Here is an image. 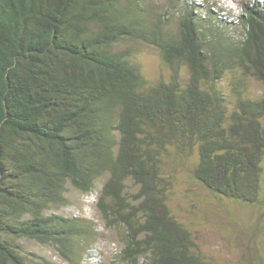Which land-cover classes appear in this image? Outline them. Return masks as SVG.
Instances as JSON below:
<instances>
[{
    "label": "trees",
    "instance_id": "trees-1",
    "mask_svg": "<svg viewBox=\"0 0 264 264\" xmlns=\"http://www.w3.org/2000/svg\"><path fill=\"white\" fill-rule=\"evenodd\" d=\"M192 3L0 0V264H51L22 240L79 263L94 228L51 210L67 184L90 192L104 175L95 205L123 229L121 264H205L167 203L168 147L194 154L208 190L260 200L264 3L242 2L237 25ZM121 43L156 48L169 79L150 84ZM228 73L232 110L219 86ZM249 78L256 97L244 95Z\"/></svg>",
    "mask_w": 264,
    "mask_h": 264
},
{
    "label": "rangeland",
    "instance_id": "rangeland-1",
    "mask_svg": "<svg viewBox=\"0 0 264 264\" xmlns=\"http://www.w3.org/2000/svg\"><path fill=\"white\" fill-rule=\"evenodd\" d=\"M192 1V0H191ZM193 0L192 2H201ZM204 8L212 9V17L225 23L237 25L242 2L248 0H203ZM263 1L264 0H257ZM220 17V18H219ZM132 48L134 59L150 84L158 80L167 81L170 71L162 61L158 50L152 46L135 43H121L118 48ZM187 75L186 68L182 76ZM240 76V73H236ZM232 74H226L219 82L228 98L232 110L235 96L231 92ZM244 95L256 97L262 92L261 84L246 79ZM264 126V119H263ZM194 154L182 157L168 147L162 165V174L169 181L167 203L173 216L191 233L195 249L205 264H264V159L262 194L256 204L243 203L202 186L193 176ZM106 175L95 181L90 192H81L70 184L66 185L65 205L51 211L68 217H80L94 228L89 240L83 245L79 263L65 260L50 244L33 240H22L29 252L47 259L51 264H121L119 251L122 247L123 229L107 224L95 205V199ZM127 191L135 193L137 186L126 181Z\"/></svg>",
    "mask_w": 264,
    "mask_h": 264
},
{
    "label": "bare ground",
    "instance_id": "bare-ground-1",
    "mask_svg": "<svg viewBox=\"0 0 264 264\" xmlns=\"http://www.w3.org/2000/svg\"><path fill=\"white\" fill-rule=\"evenodd\" d=\"M183 1H185V2H187L188 4H191L192 3V1L191 0H183ZM193 4V3H192ZM194 4H195V2H194ZM200 4H203V3H200ZM197 8V7H196ZM197 9H200V10H202V11H204V12H207V9L206 8H204V7H200V8H197ZM209 14V13H208ZM210 15H211V13H210ZM212 16V15H211ZM214 17V16H213ZM220 18V17H219Z\"/></svg>",
    "mask_w": 264,
    "mask_h": 264
}]
</instances>
